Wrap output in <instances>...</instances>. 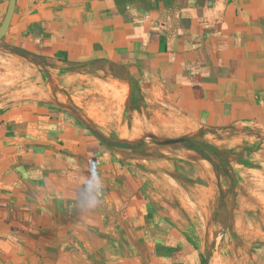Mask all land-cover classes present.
<instances>
[{
	"label": "crops",
	"instance_id": "0c3cea01",
	"mask_svg": "<svg viewBox=\"0 0 264 264\" xmlns=\"http://www.w3.org/2000/svg\"><path fill=\"white\" fill-rule=\"evenodd\" d=\"M1 41L62 70L123 66L193 125L258 127L264 149V0H15ZM101 125L48 98L0 108V264H215L204 226L164 203L158 172L104 143ZM92 165L102 183L89 204ZM184 187L192 205L212 201L211 188Z\"/></svg>",
	"mask_w": 264,
	"mask_h": 264
},
{
	"label": "rangeland",
	"instance_id": "374dc122",
	"mask_svg": "<svg viewBox=\"0 0 264 264\" xmlns=\"http://www.w3.org/2000/svg\"><path fill=\"white\" fill-rule=\"evenodd\" d=\"M54 66L15 56L0 41V108L36 96L83 122L99 120L113 148L147 160L137 162L146 172H158L152 184L160 199L204 226L210 240L205 249L215 252V264H264V149L258 127L193 125L170 105L161 87L120 65ZM128 131L135 134L132 141L113 142ZM179 137L184 141L156 143ZM190 164L195 169H188ZM189 181L211 188L209 205L190 203L184 187Z\"/></svg>",
	"mask_w": 264,
	"mask_h": 264
},
{
	"label": "water",
	"instance_id": "95a60500",
	"mask_svg": "<svg viewBox=\"0 0 264 264\" xmlns=\"http://www.w3.org/2000/svg\"><path fill=\"white\" fill-rule=\"evenodd\" d=\"M14 6H15V0H9L8 6L6 9V13L4 15V18L1 22V24H0V41H1L3 35L6 33L8 27H9V24H10V21H11L13 12H14ZM55 67H61V66L55 65ZM182 141H184V138L179 137V138H167V139L158 140V141H156V143L159 145H167V144H174V143H178V142H182ZM210 255H211V252L208 251L207 256H206V260H208L210 258Z\"/></svg>",
	"mask_w": 264,
	"mask_h": 264
},
{
	"label": "clouds",
	"instance_id": "9594fccd",
	"mask_svg": "<svg viewBox=\"0 0 264 264\" xmlns=\"http://www.w3.org/2000/svg\"><path fill=\"white\" fill-rule=\"evenodd\" d=\"M102 183L100 179V173L95 167V165H92V167H89L88 169V177L86 179V182L84 184V191L89 193L88 195V202L89 204L93 203V197H95V191ZM95 203H98V200L95 201Z\"/></svg>",
	"mask_w": 264,
	"mask_h": 264
},
{
	"label": "trees",
	"instance_id": "16d2710c",
	"mask_svg": "<svg viewBox=\"0 0 264 264\" xmlns=\"http://www.w3.org/2000/svg\"><path fill=\"white\" fill-rule=\"evenodd\" d=\"M100 138H101V140L104 142V143H106V144H111V142L110 141H108L107 139H105L103 136H100ZM119 145H126V146H129L130 144H128V143H118ZM213 150H214V152H217L216 151V149L215 148H213Z\"/></svg>",
	"mask_w": 264,
	"mask_h": 264
}]
</instances>
